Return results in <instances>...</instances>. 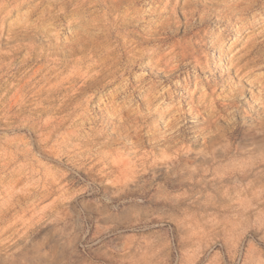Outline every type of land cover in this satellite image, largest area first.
Listing matches in <instances>:
<instances>
[{
    "label": "rangeland",
    "instance_id": "374dc122",
    "mask_svg": "<svg viewBox=\"0 0 264 264\" xmlns=\"http://www.w3.org/2000/svg\"><path fill=\"white\" fill-rule=\"evenodd\" d=\"M138 1L0 0V264H264V87ZM105 16L104 63L76 49Z\"/></svg>",
    "mask_w": 264,
    "mask_h": 264
},
{
    "label": "bare ground",
    "instance_id": "6f19581e",
    "mask_svg": "<svg viewBox=\"0 0 264 264\" xmlns=\"http://www.w3.org/2000/svg\"><path fill=\"white\" fill-rule=\"evenodd\" d=\"M199 1L200 0H197L196 2H194L193 0H157V2L163 4V6H158V7L151 6L152 10L159 11L155 13L160 14L159 20L156 23V25L163 27L165 26V24H167V26L169 27L167 29H171L172 31L171 34H169V36L165 37V39H170V40L174 39L181 33L188 34L174 41L172 43L171 48L169 47L170 50H173L175 54L178 53L177 46L180 43H183L184 41H188L192 45H195L196 36L203 35L202 31H205L204 36L210 38L209 41H211L210 42L211 46L216 48L217 55L220 59H222V57L225 56V54L229 55L228 62H226L228 63L229 66L240 64V66L236 68V74L238 76H240L242 74V71H244L243 72L244 76H247V78L254 77V79L259 81L261 85L264 87V73L260 71L258 72V70L264 69V59L262 58L263 54L259 51V49H257V46L259 44L258 38L256 37L257 35L256 32L258 29L257 15L256 13L254 14V16L252 15L251 20L250 19L247 20L246 17L244 16V14H246V10L249 7V5L250 4L254 5L255 4L254 2L256 0H206V2L215 4L216 7L210 8L208 5H206L205 7H203L202 11L197 6H195V3H198ZM151 3H153V0H146L144 5ZM243 3H248V5L239 6L240 4ZM187 5H189L190 8L186 9L185 7ZM219 5H223L224 8H221V6ZM178 12L181 13V16L183 15L186 18V20L183 21V23L181 24L182 27L180 31H177L176 29H174V27L170 25V21L175 17V14ZM197 14H199L200 17L196 18ZM112 17L116 18L114 16H105L104 18H102L101 21L98 22L92 21V27H93L92 31L91 32L82 31L81 36L77 39L79 45L76 51L84 52L90 49L92 45L97 44L93 48V50L95 51L99 50L101 46L102 47L106 46L105 53L114 51L109 56L103 58L104 63L107 62L109 59H115L121 57L120 54L118 53L120 51L119 50L120 38H123V35L121 32H117L116 28L119 25L122 26L124 24H121L119 22H117V24H113ZM214 19L219 21L220 26L222 27L221 30L217 31L216 28L218 26L216 24H211L212 22L210 21H213ZM178 21L181 22L182 20L179 19ZM101 22H103V24ZM234 25L236 26L238 37H235L232 41H227L226 40L227 33L231 30H234V28H232V26ZM115 31L117 33H115ZM201 44H206V43L202 42ZM224 50H225V54H224ZM105 53H102L100 56L104 55ZM201 53L206 57L208 55V53L205 50H203V52ZM138 54L139 55L137 56L139 57L145 56L144 53H138ZM155 58L156 57L150 56L148 58V61L152 62L153 60H155ZM176 59L178 60V57H176ZM197 59L198 58H196V60ZM208 60L209 58H207V61ZM214 60L216 61V58ZM215 61L213 64H216ZM124 74L125 72L123 71L111 77V80L107 81L106 83H102V82H100L99 84L97 83L96 84L97 89L103 90L116 78L124 77ZM223 100L225 99L223 98ZM112 102L109 101L108 103L113 104ZM147 102L150 103L151 98H149ZM118 105L113 106V108L115 110L121 109V107L119 108Z\"/></svg>",
    "mask_w": 264,
    "mask_h": 264
}]
</instances>
